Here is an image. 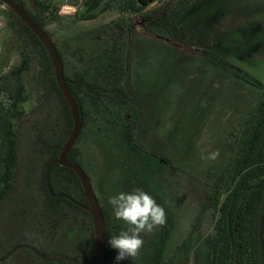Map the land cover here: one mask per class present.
I'll return each instance as SVG.
<instances>
[{
    "label": "trees",
    "instance_id": "trees-1",
    "mask_svg": "<svg viewBox=\"0 0 264 264\" xmlns=\"http://www.w3.org/2000/svg\"><path fill=\"white\" fill-rule=\"evenodd\" d=\"M13 1L49 37L46 27L51 22H62L56 7L49 2L34 0L33 6L28 7L25 0ZM155 1L84 0V12L75 14V17L93 20L103 12L143 13ZM0 4L3 5L1 1ZM9 13L14 20L12 39L20 46V70L27 71L30 80L25 81L19 72L16 73L7 115L0 116V221L5 216L7 223L0 234V241L7 238L13 243L3 248L2 253L5 254L12 245L25 243L46 256L68 255L81 264H94L92 250L89 248L86 257L83 252L88 244L87 233H90L91 244L94 243L91 216L66 197L52 196L44 181L49 162L57 158L72 128L69 108L42 43L18 16L11 10ZM143 17L145 22L154 19L149 13ZM132 26L122 15L120 19L77 35L70 41L71 51L78 53L80 61L78 67H72L68 72L70 60L65 50L53 42L63 65L65 83L82 118L80 135L85 126H92L94 121L97 133L104 130L101 133L105 135L112 132L122 135L121 144L130 141V134L118 123L132 106ZM209 60L231 72L236 79L261 89L262 93L238 131L230 133L232 138L227 147L231 158L206 198L214 213L213 232L204 239L203 250L201 245L197 246L194 264H264V84L220 55L212 54ZM31 95H34L33 99ZM30 101L32 107L28 108ZM26 122L30 153L26 157V173L22 179L17 171L18 131L20 124ZM67 159L78 164L75 144ZM34 164L41 167L39 178L31 174L30 167ZM48 181L54 194H66L79 204L87 205L80 182L71 169L53 163ZM34 186L38 187V196H35ZM152 197L155 199V195ZM108 206H100L105 222L108 264H182L190 238L167 255L163 249L165 234L160 230L141 233L145 243L139 256L116 261L117 250L108 241L111 236L126 230L128 225L116 220L112 206L110 210ZM10 259H16V264H73L46 262L25 248L15 251Z\"/></svg>",
    "mask_w": 264,
    "mask_h": 264
},
{
    "label": "rangeland",
    "instance_id": "rangeland-1",
    "mask_svg": "<svg viewBox=\"0 0 264 264\" xmlns=\"http://www.w3.org/2000/svg\"><path fill=\"white\" fill-rule=\"evenodd\" d=\"M25 1L28 7L33 6L34 0ZM40 1L51 3L62 18L60 24L51 22L46 29L70 60L67 72L79 65L80 57L72 53L70 42L77 35L122 15L133 24L132 106L118 123L128 131L130 141L121 144L122 135L114 132L105 135L101 133L104 130L97 133L92 121V126L87 124L75 143L78 164L87 174L95 196L109 205L108 210V197L115 192L139 188L155 195L156 202L166 211L165 225L156 229L165 234V254H172L190 236L187 244L192 247L188 246L182 264H194L197 246L201 245L203 250L204 239L213 232L214 213L206 198L231 158L227 147L232 138L230 133L238 131L262 93L261 89L233 77L228 70L215 66L208 58L212 54L220 55L264 84V0H246L248 9H244L246 14L240 18L235 12L227 13L231 0L220 1L213 8L216 21L209 37L201 33L202 26L194 25L189 19V10L177 14L182 0L158 1L143 13L103 12L93 20L75 17L84 12V0ZM148 13L154 19L145 22L143 15ZM245 24L248 31L233 29L234 25ZM255 25H259L257 33L249 28ZM13 27L8 8L0 4L1 117L7 115L16 73L25 81L30 80L27 71L20 70V46L12 39ZM31 102L28 108L32 107ZM27 125L28 122L21 123L18 131L17 171L22 179L30 153ZM217 150L219 156L215 160L202 159ZM30 170L40 177L39 164L32 165ZM37 189L34 186L35 196L39 194ZM6 224L2 216L0 234ZM6 239L0 241V257L4 255L3 248L9 246ZM86 241L84 257L89 255V248L92 252L94 249L90 233ZM15 260L8 258L0 263L16 264Z\"/></svg>",
    "mask_w": 264,
    "mask_h": 264
},
{
    "label": "water",
    "instance_id": "water-1",
    "mask_svg": "<svg viewBox=\"0 0 264 264\" xmlns=\"http://www.w3.org/2000/svg\"><path fill=\"white\" fill-rule=\"evenodd\" d=\"M3 5H5L9 10H11L18 18L27 26L30 31L38 38V40L42 43L43 47L47 51L49 58L52 62V66L54 69V76L58 88L64 97L67 106L69 108L71 120H72V128L68 134V137L64 144L62 145L60 152L56 159H53L49 162L44 175L45 185L47 187L48 192L52 196L56 197H66L71 202H73L78 207L84 209L89 213L92 219L93 225V237H94V249H93V259L94 264H108L107 262V253L105 246V222L103 212L99 206V203L96 199V196L92 190L90 180L87 174L83 171V169L67 159V155L70 152L71 148L74 146L76 140L78 139L81 129H82V118L80 117V112L78 105L70 93L65 80H64V72L63 65L60 60V57L55 49L53 41L51 37H49L43 30H41L27 15L24 9H22L17 3L13 0H0ZM53 163L58 164L61 167H65L71 169L76 177L78 178L80 185L82 187L83 193L87 200V205H81L73 198L66 194H54L49 185L48 176L50 172V168ZM28 249L33 252L38 258L46 262H70L73 264H81L74 257L63 255V256H46L39 252L36 248L29 244L25 243H17L13 245L4 255L0 257V262L8 259L15 251L19 249Z\"/></svg>",
    "mask_w": 264,
    "mask_h": 264
},
{
    "label": "clouds",
    "instance_id": "clouds-1",
    "mask_svg": "<svg viewBox=\"0 0 264 264\" xmlns=\"http://www.w3.org/2000/svg\"><path fill=\"white\" fill-rule=\"evenodd\" d=\"M218 156L217 150L202 156V159L215 160ZM108 204L112 206L114 218L128 225L126 230L111 236L108 241L117 250L116 261L139 256L145 243L141 233H153L166 223L165 209L148 192L139 188L109 196Z\"/></svg>",
    "mask_w": 264,
    "mask_h": 264
},
{
    "label": "crops",
    "instance_id": "crops-1",
    "mask_svg": "<svg viewBox=\"0 0 264 264\" xmlns=\"http://www.w3.org/2000/svg\"><path fill=\"white\" fill-rule=\"evenodd\" d=\"M159 1H162V0H159ZM220 1H222V0H182L178 4L177 14H178V12H183L184 9L189 10V13H188L189 19L193 20L194 25L202 26L201 29H203L202 30L203 32H201V33L203 34V36H206L208 34L207 36L209 37L210 31L215 27L214 25H215L216 19L213 15V12L215 9L214 7L217 6V4ZM157 2H158V0L152 4H155ZM151 5H149V6H151ZM246 5H247L246 0L245 1L244 0H231L230 6L227 10V13H229V12L234 13L235 12L236 16H238L240 18V16H243L244 14H246L247 10H244V9H248ZM149 6H147V7H149ZM192 15H194V19H193ZM244 17H246V16H244ZM189 19H186V20H189ZM214 19H215V21H214ZM179 21H181V19H179ZM246 28H247L246 24H245V26H242V25L235 26L234 25V27H233L234 30L245 29L246 31H248ZM249 28L252 32L255 33L257 30H259V25L258 26L255 25V26L249 27ZM258 44L259 43H255V45H258ZM243 55H245V54H243ZM243 55L239 58L243 59ZM208 61L211 62L210 60H208Z\"/></svg>",
    "mask_w": 264,
    "mask_h": 264
},
{
    "label": "flooded vegetation",
    "instance_id": "flooded-vegetation-1",
    "mask_svg": "<svg viewBox=\"0 0 264 264\" xmlns=\"http://www.w3.org/2000/svg\"><path fill=\"white\" fill-rule=\"evenodd\" d=\"M86 199V198H85ZM96 199H97V201H98V203H99V206H101V205H104V203L100 200V199H98V197H96ZM86 202H87V200H86ZM84 206H86V205H84ZM84 210V209H83ZM189 238H190V236H189Z\"/></svg>",
    "mask_w": 264,
    "mask_h": 264
},
{
    "label": "bare ground",
    "instance_id": "bare-ground-1",
    "mask_svg": "<svg viewBox=\"0 0 264 264\" xmlns=\"http://www.w3.org/2000/svg\"><path fill=\"white\" fill-rule=\"evenodd\" d=\"M65 9H68L67 7Z\"/></svg>",
    "mask_w": 264,
    "mask_h": 264
},
{
    "label": "built area",
    "instance_id": "built-area-1",
    "mask_svg": "<svg viewBox=\"0 0 264 264\" xmlns=\"http://www.w3.org/2000/svg\"><path fill=\"white\" fill-rule=\"evenodd\" d=\"M64 10H66V9H64ZM70 10H72V9H70Z\"/></svg>",
    "mask_w": 264,
    "mask_h": 264
}]
</instances>
